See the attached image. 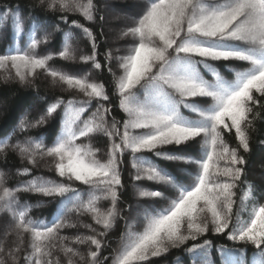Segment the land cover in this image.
<instances>
[{
  "label": "snow or ice",
  "instance_id": "snow-or-ice-1",
  "mask_svg": "<svg viewBox=\"0 0 264 264\" xmlns=\"http://www.w3.org/2000/svg\"><path fill=\"white\" fill-rule=\"evenodd\" d=\"M39 7L55 17L54 31H63L59 26L65 25L79 29L88 39L90 54L77 56L65 32L63 50L58 55L95 70L106 66L113 76V95L118 98L115 107L126 118L121 121L112 116L113 104L105 83L92 80L88 73L80 76L52 68L49 62L53 57L38 54L40 45L52 35L45 32L43 41L38 38L43 21L35 16L24 20L19 9L0 16V24L11 20L15 35L38 21L26 47L0 50V69L14 70L6 81L33 88L37 72L45 71L54 84L66 85L82 96L66 101L46 97L38 116L32 115L31 109L25 110L12 132L0 137V153L5 158L11 150L35 167L37 155L49 157L54 161V171L63 178L56 181L34 177L9 186L5 173L0 171V208L12 213L18 240L7 252L0 246V264H61L59 258L53 259L54 251L63 253L66 264H107L109 257L101 256L108 246L107 234L118 218L125 219L127 230L111 257L113 264H148L151 258H159L188 241H192L186 247L191 264H198V253L205 257L200 264H207L212 242L197 241L209 231L226 235L229 241L254 246L255 264H264V203H259L264 192L257 196L254 186L243 179L247 161L241 154V150L250 152L254 109H264V0H143L141 13L122 32L124 37L132 38L127 42L129 46L109 47L105 63L99 59L96 34L77 20L69 22L68 13L94 21L99 11L94 0H39ZM237 61L249 66L242 70L228 67V72L235 73L233 79H225L213 66ZM113 64L119 74L113 71ZM201 66L212 79H205ZM182 109H189L194 118L185 116ZM52 122L59 125L54 138L45 135ZM233 130L236 147H230L224 139V133ZM31 131H35L36 138L27 135ZM98 133L107 137L106 159L97 158L98 149L84 143ZM17 134L24 139L10 143ZM198 142L199 151L195 147ZM189 145L193 146L190 153L165 150L167 146L179 149ZM126 153H131L134 181L146 179L172 185L178 193L159 212L145 210L142 232H133L130 218L121 217L118 208L120 189L125 187L120 166ZM156 160L187 165L191 181L180 182ZM22 172L31 175V168L23 167ZM76 182L86 186L87 192L75 187ZM242 184H247V190L237 206V190ZM21 193L41 194L58 200L61 210L90 215L95 226L84 227L91 234L61 236V229L76 225L57 220L49 226L31 219ZM138 194L153 199L164 197L159 190L140 189ZM84 195L89 197L86 202ZM100 200H110L111 206L102 211L97 206ZM249 200L251 207L246 203ZM26 234L27 249L23 247ZM79 245L89 246L86 257L75 247ZM217 250L225 257L224 264H244L228 258L230 249L221 246Z\"/></svg>",
  "mask_w": 264,
  "mask_h": 264
},
{
  "label": "trees",
  "instance_id": "trees-1",
  "mask_svg": "<svg viewBox=\"0 0 264 264\" xmlns=\"http://www.w3.org/2000/svg\"><path fill=\"white\" fill-rule=\"evenodd\" d=\"M97 8L99 9L96 14V18L94 21H86L82 16L74 15L68 13L69 22L71 20H77L79 23L84 24L86 27H89L93 33L96 34L99 42H100V61L105 63L104 54L110 47V37L111 35L107 33L105 19L100 20V16L104 17V10L102 6L104 5V0H94ZM10 6V7H9ZM35 8V11L33 9ZM0 9L2 10H14L19 9L22 12V16L25 20L28 19L29 16H35L38 18V21H43L44 24L49 25L53 30L56 28L54 24H52V20L55 18L52 13L45 12L42 8L39 7V2L37 0H0ZM59 15V13H57ZM36 21V22H38ZM59 27L63 28V31H54L55 32V48L59 46L60 37L67 32L69 37H71L76 42H81L86 54H90L91 45L86 37H84L83 33L79 29H69L65 25H60ZM101 29L103 30V35L101 36ZM106 41V42H105ZM55 64L62 65L59 60L55 61ZM113 68V67H112ZM114 71V70H113ZM94 79L97 82L105 83L109 96L111 98L113 104V112L112 116H114L117 120H123L126 118L124 114L115 107L118 104V98L113 95V76L108 71L105 66L103 70H93ZM38 90L39 95H36V91ZM46 97L50 98H61L66 100L69 99H81L76 98L68 93H61L54 90L48 83L41 82L39 80H35L33 88H26L20 86L17 82H2L0 80V137L7 135L12 132V130L17 126L20 116L25 110H32V115H39V109L44 107L42 104V100ZM264 103V100H262ZM95 103L91 105L92 111L95 110ZM259 113V115H257ZM252 116L256 117L253 129L250 132V152L243 153L241 150V154L245 156L247 161L244 171L243 179L250 182L259 196L260 192H264V184L261 180L264 179V152H263V143H264V109L256 107ZM58 123L52 122L51 127L48 129L46 136L51 138L55 137L56 132L58 131ZM27 135H31L36 138L35 131H31L27 133ZM17 139H24L23 136H13L10 140V143H17ZM43 139L45 143H48V140L44 137H40ZM93 139L100 143L102 148L107 149V137L102 133L96 134ZM225 142L230 147H236L237 141L235 140V133H224ZM50 146V144H49ZM165 150L173 151V152H186L189 149V146L186 148L176 149L174 146H167ZM124 163L121 167V180L124 184V188L120 189L119 194V203L118 208L120 209L121 217L130 218L129 223L131 227L133 223L142 219L144 216V208L147 205L152 204L154 201H146L139 199L135 194V187L137 185H141L146 188H152L153 190H159L163 192V187L160 185L152 184L148 181H134V173L132 168L131 161V153H126L124 156ZM160 167L166 169L170 173L179 177V181L184 179L185 173L187 172V167H183L182 165L176 162H170L167 160H156L155 161ZM29 167L31 168V175L23 174L22 168ZM19 170V174H18ZM0 171L5 173L6 183L9 186H16L18 181H28L33 179L34 177H43L47 178H55L56 181H62L63 178L56 176V173L47 174L45 171L40 170L32 165H28L25 161L19 159L13 151H9L6 155L0 153ZM260 173V176H258ZM182 177V179H181ZM66 182V180L64 181ZM81 189V192L87 191L86 187L76 182L74 185ZM247 190V184H242L238 188L237 192V206L240 203V197L243 195V192ZM20 199L24 206H27L29 217L35 221H43L45 223L50 224V221L53 217L59 216L60 213H63L61 210V206L58 203V200H53L50 197H44L43 195L37 193H21ZM253 198H250V200ZM246 201L251 207V203ZM86 201V200H85ZM259 203H264V199H260ZM111 206V201H110ZM129 206H131V212L129 211ZM21 209H17V212ZM133 212H142L141 217H139L135 222V219L132 217ZM9 218V212L3 208H0V219ZM235 219V217H234ZM99 231V226H96ZM125 219L118 218L115 222L112 229L109 230L105 243L108 245L103 249V253L101 259L104 257H109L107 264H113L111 257L114 255L115 250L121 244V238L123 233L126 231ZM13 234V232H11ZM9 233L5 237V247L10 248L13 246L14 238ZM203 240H209L212 242L211 246L208 249V255L206 257L207 264H224L225 257L221 255V253L217 250L221 246L230 249V253L228 254V258L236 260V261H244V264H255L257 260V254L252 245H245L241 242H232L227 239L226 235H215L211 231L204 235L203 237L198 239V243H202ZM192 241L186 242L185 246H181L180 248L171 249L169 253L162 255L159 258H151L148 264H191V256L186 252V247L191 246ZM179 258V259H177ZM196 259L198 264L205 260V257L202 254H197Z\"/></svg>",
  "mask_w": 264,
  "mask_h": 264
},
{
  "label": "rangeland",
  "instance_id": "rangeland-1",
  "mask_svg": "<svg viewBox=\"0 0 264 264\" xmlns=\"http://www.w3.org/2000/svg\"><path fill=\"white\" fill-rule=\"evenodd\" d=\"M37 1L39 2V0H37ZM81 2L87 3V0H81ZM142 3H143V0H104V5L102 6V8H103L104 14H105L104 18L106 17L105 23L107 24L106 25L107 33L111 35V37L109 39L110 40L109 45L112 49H116V48L123 49V48H126L129 46V44L127 42L131 41L132 38L131 37H124L122 35V32L124 30H126V28L128 26H131L133 19L137 16L138 13H141ZM3 13H5V12H0V16H2ZM70 14H73V13H70ZM74 15H79V14H74ZM79 16H81V15H79ZM37 25H38V22H32L26 30H24L20 33V35H15L14 29H13L12 24H11V20L7 21L6 25L0 24V29H4L3 31H0V50H7L10 46L14 47V48L26 47L27 43L30 42L31 36L34 34V31L37 29ZM45 32L52 33V35L49 37V39L46 43H42L40 45V47L38 48V54L42 55V56L43 55H51L53 57V59L49 62L50 67L55 68L57 70H62L65 73L76 74V75H80V76H83L85 73H88L90 78L92 80H95L94 75H93V70H95V69H91V65L84 66L78 60L75 62L65 61L59 57L58 53H59V51L63 50L65 35L63 36V39L61 38V40H60L59 48H55V32L49 25L43 24L41 31H40V35L38 38L43 41ZM9 42H11V43H9ZM68 43L76 51L77 56H79L80 54H86L85 49H84L81 42H76L73 40L70 41V39L68 38ZM56 60H59L62 63V65L55 64ZM218 63H220V62L215 63L214 67ZM248 66L249 65L246 62H238L237 61V62H234L232 65H227V66L223 65V67H224L223 69L218 68L219 67L218 65L215 68H217V70L221 71V74L225 76V79H233L235 73L234 72H228L227 71L228 67L235 68L238 70H242L243 68H247ZM112 67H113L114 72H117V74H119L117 65L113 64ZM10 71L14 75V70H11L10 68L9 69H0V80L2 82H4V83L5 82H12V81H6V77ZM201 73H202V75H204L205 79H212L211 73L208 72L207 70L203 69L202 66H201ZM35 80H39L41 82L45 81L46 83L49 84V86H51L57 92L59 91V92L64 93V94L68 93L72 96H75L76 98H82L80 93H78L75 90L68 89L66 85H61L60 83L54 84L53 78L50 75H48L47 72H45V71H38L33 83L35 82ZM182 111H183V114L185 116H188L189 118H194V116H195V114L192 113L189 109H182ZM84 143H91V145L95 149H98L97 158H101V159L107 158L106 157V149L102 148L100 143H97L93 138L90 141H84ZM192 147H193L192 145H189L190 150H188L186 152L182 151L180 153L181 154L190 153L192 150ZM195 147H196L197 151H199L200 150V143L198 142ZM263 152H264V143H263ZM14 153L19 159H21V157L19 156V154L17 152H14ZM177 153H179V152H177ZM36 159H37V165L35 166L36 168L45 171L47 174L56 173L54 171V161L51 158L46 157V156L40 157L39 155H37ZM176 163L182 165L183 167H187V165H185L183 163H180V162H176ZM190 172H191V168L187 167V172L185 174L186 179L181 181L182 183L187 184L191 181L192 177L189 175ZM133 173L135 176L136 172L134 169H133ZM56 176H58L57 173H56ZM258 176H260V173H258ZM262 177H264V176H262ZM47 180H56V179L55 178H53V179L47 178ZM142 181H147V180L144 179ZM261 181L264 184V179ZM148 182H150V181H148ZM151 183L155 184V185H159V186L161 185L163 187V193H164L163 198L153 199L150 197L139 196L138 190H140V189L149 190V191L153 190L152 188H146V187H143L141 185H137L135 187L136 188L135 194L137 195V197L139 199H142V200H146V201H153L154 200L152 202V204H149L147 207H145L144 210H148L150 212H153V211L159 212L161 209L169 206L171 200L174 199L175 196L178 194L177 189L174 188L172 185H165V184L158 183V182H151ZM84 187H86V186H84ZM88 198L89 197L87 195L86 201L88 200ZM97 206L100 207L102 211H106L107 208L110 207V200H108V201L100 200V201H98ZM69 207H71V205H69ZM141 213L142 212H133L132 213V217L135 219L133 222H135L139 217L142 216ZM57 220H67L69 223L76 225L75 228L61 229V231H60L61 236H68L70 238L73 236H76V235H81V234H83V235L91 234L89 232V230L84 227V225H86V224H93L94 225V222L92 221L90 215H88V214L80 215V214H77L75 212L69 213L66 210L64 211L62 216H57L55 221L51 222L49 224V226H51L52 223L56 222ZM143 225H144V220L141 223H138V222L133 223V225L131 227L132 231L133 232H142L143 231ZM14 226H15V222L12 219V213L9 212V218H4V216H3V219H0V246L4 247L5 252H7L9 249V248L6 249L7 246L6 247L4 246L5 245V237L9 233L13 232V234L11 233V235L14 238L13 246H15L16 243H18L16 234L14 231ZM28 241H29V236L26 234L25 235V243L23 246L25 249H27ZM13 246H11V247H13ZM75 247L78 248V250L80 251V253L82 255H84L85 257L87 256V251L89 250V246L79 245V246H75ZM20 255H21V259H23L24 252L22 251ZM57 258L60 259L61 264H66V257H64L62 252L54 251L53 259L55 260Z\"/></svg>",
  "mask_w": 264,
  "mask_h": 264
}]
</instances>
